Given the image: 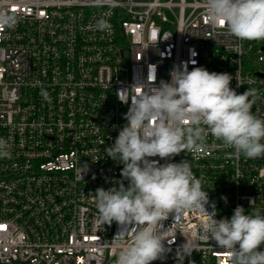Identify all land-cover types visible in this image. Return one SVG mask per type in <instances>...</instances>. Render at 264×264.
Returning a JSON list of instances; mask_svg holds the SVG:
<instances>
[{
    "label": "built area",
    "instance_id": "1",
    "mask_svg": "<svg viewBox=\"0 0 264 264\" xmlns=\"http://www.w3.org/2000/svg\"><path fill=\"white\" fill-rule=\"evenodd\" d=\"M0 13L16 21L0 28V138L10 145L0 158V264H116L132 241L135 225L115 238L123 226L97 223L92 195L122 179L123 165L105 152L131 104L117 92L128 89L120 93L128 99L143 90L134 84L158 86L187 63L230 74L237 94L256 89L251 111L264 118V40H239L211 24L205 0H0ZM100 18L109 30H95ZM207 144L204 153L151 159L189 160L216 219L237 206L264 214V156L237 155L210 134ZM206 219L198 210L170 214L163 231L175 239L165 241L172 251L152 264H176L186 239L198 247L184 264H230L215 241L200 238Z\"/></svg>",
    "mask_w": 264,
    "mask_h": 264
},
{
    "label": "clouds",
    "instance_id": "2",
    "mask_svg": "<svg viewBox=\"0 0 264 264\" xmlns=\"http://www.w3.org/2000/svg\"><path fill=\"white\" fill-rule=\"evenodd\" d=\"M93 4L117 7L118 0H93ZM205 9L211 24L226 27L237 39L264 40V0H205ZM15 22L13 16L0 13V28L13 27ZM94 28L103 32L111 25L100 18ZM169 76L170 80H161L158 86L134 84L131 89L143 90L133 91L128 99L120 95L128 89L117 92L122 103L131 100V104L123 117L127 123L105 152L123 165L122 179L116 181L118 187H99L92 194L97 223L123 226L115 238L136 226L132 241L120 246L116 264H152L166 259L172 249L165 241L170 245L175 239L165 238L163 222L184 210H198L207 218L200 238L215 241L228 253L230 264H264V214L259 209L246 213L243 206H237L230 218L216 219V205L211 202L212 211L207 210L208 192L190 161L160 163L182 152H206L209 134L223 146L234 148L237 155L250 159L264 156V118L251 111L257 90L248 88L237 94L230 87V74L205 67L189 70L187 63L174 65ZM9 147L0 138V158L10 155ZM154 157L160 160L151 159ZM222 199L227 202L226 197ZM197 247L186 239L175 250L176 264H184Z\"/></svg>",
    "mask_w": 264,
    "mask_h": 264
}]
</instances>
